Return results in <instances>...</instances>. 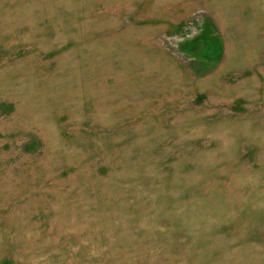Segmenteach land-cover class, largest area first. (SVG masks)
<instances>
[{
	"label": "rangeland",
	"instance_id": "rangeland-1",
	"mask_svg": "<svg viewBox=\"0 0 264 264\" xmlns=\"http://www.w3.org/2000/svg\"><path fill=\"white\" fill-rule=\"evenodd\" d=\"M0 264H264V0H0Z\"/></svg>",
	"mask_w": 264,
	"mask_h": 264
}]
</instances>
